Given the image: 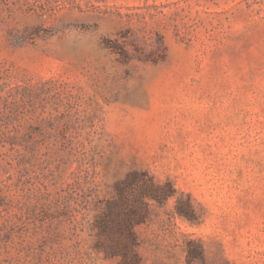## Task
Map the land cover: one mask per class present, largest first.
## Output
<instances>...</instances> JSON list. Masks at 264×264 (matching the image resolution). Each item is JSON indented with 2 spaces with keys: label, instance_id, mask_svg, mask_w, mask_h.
Wrapping results in <instances>:
<instances>
[{
  "label": "rangeland",
  "instance_id": "1",
  "mask_svg": "<svg viewBox=\"0 0 264 264\" xmlns=\"http://www.w3.org/2000/svg\"><path fill=\"white\" fill-rule=\"evenodd\" d=\"M0 264H264V0H0Z\"/></svg>",
  "mask_w": 264,
  "mask_h": 264
},
{
  "label": "trees",
  "instance_id": "2",
  "mask_svg": "<svg viewBox=\"0 0 264 264\" xmlns=\"http://www.w3.org/2000/svg\"><path fill=\"white\" fill-rule=\"evenodd\" d=\"M169 191L170 192H167L166 194H163V195L160 193V195H162V196H159V197H167V196L172 195L173 192H171V190H169ZM178 211H179L180 215L185 216L187 218L191 217V215L193 213V210H192L190 205L187 206V208H180V210H178Z\"/></svg>",
  "mask_w": 264,
  "mask_h": 264
}]
</instances>
